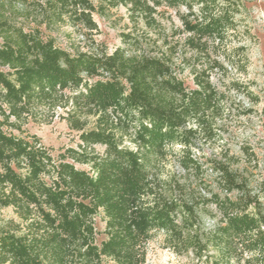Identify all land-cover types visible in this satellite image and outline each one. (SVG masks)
I'll return each mask as SVG.
<instances>
[{
	"label": "trees",
	"instance_id": "16d2710c",
	"mask_svg": "<svg viewBox=\"0 0 264 264\" xmlns=\"http://www.w3.org/2000/svg\"><path fill=\"white\" fill-rule=\"evenodd\" d=\"M95 1L0 0V210L16 217L0 220V264H146L158 233L166 248L204 264L239 263L245 253V264H264V205L248 179L228 154L203 162L195 155L222 130L227 97L211 77L226 69L211 52L235 30L239 0ZM120 5L145 28L139 37L123 34L124 48L109 53L90 40L85 51L65 50L44 34L59 25L92 33L93 15ZM171 10L180 28L166 34L159 18ZM179 34L182 43L174 41ZM232 51L246 63L242 47ZM231 86L258 102L248 88ZM40 107L65 110L78 149L54 157L24 134ZM172 155L184 174L162 178ZM204 164L223 196L202 179ZM208 205L221 215L210 229ZM100 215L103 232L94 222ZM209 249L215 257L206 258Z\"/></svg>",
	"mask_w": 264,
	"mask_h": 264
},
{
	"label": "rangeland",
	"instance_id": "374dc122",
	"mask_svg": "<svg viewBox=\"0 0 264 264\" xmlns=\"http://www.w3.org/2000/svg\"><path fill=\"white\" fill-rule=\"evenodd\" d=\"M91 1L96 4L95 0ZM239 3L240 11L234 17L235 30L228 33V38L223 44L215 42V48L211 52V56L215 57L226 69L224 73H214L211 77L212 83L227 97L223 106V115L217 122L222 126V130L218 131V137L214 142L203 144L202 150L197 151L195 155L202 162L209 157L221 156L223 153L232 156L236 161L233 168L248 179L251 192L264 205V130L261 126L264 121V117L261 116V108L264 106V0H239ZM178 12L185 14L187 10L180 7ZM169 13H166L164 18H159L166 34H170L173 29L180 28L175 11L171 10ZM93 20L97 24V31L92 33L75 30L69 25H59L49 30L43 29V31L45 36L54 39L56 46L65 50L77 47L85 51L91 45L90 40H94L96 44L101 45L110 53L117 47H125L122 41L123 34L139 37L140 32L145 30L142 23L137 26L133 25L128 17L127 8L122 5L106 9L102 16L94 14ZM152 34L150 33V36H154ZM184 38L185 35L179 34L174 41L182 43ZM239 47L244 49L246 63L237 61V56L232 51ZM183 54L190 59L194 56L192 51L187 50ZM231 62L239 64V67H232ZM241 66H244V69ZM182 78L186 85L193 87L187 70L184 71ZM231 82H237L248 88V91L258 98V102L233 90ZM64 116L65 110L60 107L55 108L54 111L40 107L35 117L29 118L22 126V130L25 135L37 136L56 157L66 148L78 149L80 144L79 133L68 127ZM92 123L93 119H88L87 128H91ZM12 132L19 134L17 131ZM243 148L250 153L244 152ZM102 150L99 146L95 147L96 152L101 153ZM175 150L177 151L178 148ZM175 158L177 155L169 156L163 164L162 178H168L172 174L182 177L184 174ZM75 167L90 170L86 165L75 164ZM202 179L209 184L214 193L223 196L217 188L215 175L207 164L203 166ZM230 197L234 199L235 194H231ZM205 216H207L204 224L206 229L212 228L213 224L221 218L213 205H208ZM9 219H16L12 210L10 208L1 209L0 220ZM94 222L97 231L103 232L102 215L96 217ZM103 239L105 235L97 236L98 243ZM211 256H216L213 249H209L206 258ZM250 257V254L245 253L239 263L233 261V264H245L244 260ZM204 259L198 260L192 252L174 253L164 246L162 233L156 234L147 246L146 264H204ZM104 264L111 263L105 261Z\"/></svg>",
	"mask_w": 264,
	"mask_h": 264
}]
</instances>
